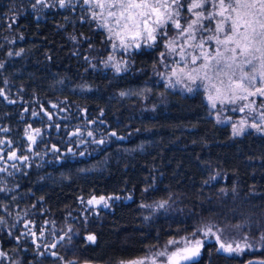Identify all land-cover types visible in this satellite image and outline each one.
Returning <instances> with one entry per match:
<instances>
[{"label": "trees", "instance_id": "obj_1", "mask_svg": "<svg viewBox=\"0 0 264 264\" xmlns=\"http://www.w3.org/2000/svg\"><path fill=\"white\" fill-rule=\"evenodd\" d=\"M66 5L0 0V144L28 157L1 171L0 264H116L205 226L251 247L218 252L211 235L194 264L264 260V132L233 135L201 88L167 84L159 38L117 51L126 71L105 66L107 32L83 1ZM91 196L112 199L80 214ZM42 228L52 247L38 251Z\"/></svg>", "mask_w": 264, "mask_h": 264}, {"label": "snow or ice", "instance_id": "obj_2", "mask_svg": "<svg viewBox=\"0 0 264 264\" xmlns=\"http://www.w3.org/2000/svg\"><path fill=\"white\" fill-rule=\"evenodd\" d=\"M59 3L60 7L67 6L66 0H59ZM83 4L88 6L90 20L107 32L114 51L117 48L125 52L132 48L140 49L141 42L144 46L154 47L158 38L166 41V51L160 53V58L163 62L167 55L174 60V66L170 67L169 85L181 84L189 93L203 88L213 109L219 102L221 107L239 105L229 110L251 114L256 111L255 98L260 97V123L247 124L246 118L241 119L238 125H232V131L233 135H241L246 127H251L264 132V0H83ZM185 11L187 15H184ZM169 27L175 32L172 37L168 36ZM114 59L110 55L104 62L105 66ZM126 64V61H120L111 66L116 73H120L127 70ZM171 77H175V82ZM217 121L220 122L219 114ZM34 131L35 135L28 134L33 143L40 129ZM8 158L28 159L26 156L17 157L15 152H11ZM108 199L112 197L100 196L97 199L93 196L87 204L108 207ZM166 204L167 201H163L156 207L164 208ZM198 232L205 237L215 235L219 242L218 252L243 251L239 243L233 247L231 243L220 242L212 227L205 226L197 228L190 236L167 240L164 247L153 254L120 261L119 264H194L204 246L202 239L190 238ZM95 239L94 235L87 237L89 242H95ZM244 239L245 247H251L247 237ZM261 239L264 240V234Z\"/></svg>", "mask_w": 264, "mask_h": 264}, {"label": "rangeland", "instance_id": "obj_3", "mask_svg": "<svg viewBox=\"0 0 264 264\" xmlns=\"http://www.w3.org/2000/svg\"><path fill=\"white\" fill-rule=\"evenodd\" d=\"M66 1H68V0H66ZM71 1H78V0H71ZM80 1H83V0H80ZM119 50L120 49L117 48L115 50L116 51L115 53L112 52L110 54L111 56H113L115 58L114 61L109 62L110 65L112 63H115V62L124 61V59L122 58L123 56L121 58L117 56V51H119ZM109 56H107L106 60H108V57ZM165 65H168L169 67H165ZM171 66H174V60H173V58L167 57V60L164 61V71L161 72V78L167 84H169L168 81H169V78H170V67ZM171 79L173 80V82H175V77H171ZM185 83H188V82L185 80ZM174 86H176L178 88L180 87V88L184 89L183 85H181V84H175ZM257 86H259V84H257ZM201 89L203 90L204 97H205L207 103L211 107V105H210V103H209V101L207 99V93L204 91L203 88H201ZM255 99H256V105H255L256 111L253 112V113H251V114H249L247 111L244 112V113H240L238 111H231V110H229L230 108H232V107H238L239 105H235V106L229 105V106H226V107H221L220 104H219V102H217V107H216L217 108V111H219L217 113H220L221 114L222 121L229 123L231 130H232V125L233 124H237L238 125V121H240L241 119H245V118H246L247 124H251L253 122L260 123V120H259V112L261 110V98L260 97H256ZM233 116L235 117V119L233 118ZM35 129H39V128L27 129V131H26L27 132V135L28 134L35 135V131H34ZM0 149L3 150V151H0V157H3L2 159H0V169H6L7 170V168L5 166H6L7 162L10 161V159L8 158L9 155H10V153L9 152H5L4 153V151H6L4 145H1L0 144ZM1 173L2 172L0 171V177L2 176ZM92 197L93 196L87 197L86 199L83 200V202L81 201L80 208L78 209L80 214L85 215V211L86 210H87V212L88 211L95 212L97 210V208L104 207L103 204L88 205L87 204V200L90 199V198H92ZM95 197L97 199H99L100 196H95ZM109 200L110 199L107 200V204H109V202H110ZM157 204L158 203L148 204V207L154 208V207H156ZM21 216H23V213L22 212H19L15 216V219H18ZM24 221H26V218H24ZM24 226H26V227H24V230H26V232H24V234H28L27 229H29V226H27L26 224ZM194 231H196V230H193L192 232H194ZM42 232L43 233H40L39 235H37V237L39 239L36 238V235L33 236L34 242H35L34 244H35L36 248L38 249V251H41L43 249L49 250L52 247V241L50 242L47 238H46V240L44 238V232H45V230L43 228H42ZM192 232H189L187 234H182V235H180L178 237H175V238L176 239H179L180 237L190 236V233H192ZM190 238L191 239H202L203 241H205V240H209L211 238V235L205 237L202 232H198L195 237H190ZM216 242H217V240H216ZM220 242H223L225 244L231 243L233 245V247H235V245L237 243H239L243 249H248L249 248V247H245V240H236V241H221L220 240ZM164 245L163 246H160V247H158L156 249L149 250L148 252L144 253L143 255H140V256H137V257H134V258H130V259H126V260H123V261H128V260H132V259H135V258L143 257L145 255L153 254L156 251L161 250L164 247ZM218 248H219V242H217V249ZM221 251H223V250H221ZM0 253L3 254V255H0V259H7L8 258V253L5 250H3V249L0 248ZM230 254H235V253H230ZM68 264H69V262H68ZM72 264H99V263L72 262ZM116 264H119V262L116 263Z\"/></svg>", "mask_w": 264, "mask_h": 264}, {"label": "water", "instance_id": "obj_4", "mask_svg": "<svg viewBox=\"0 0 264 264\" xmlns=\"http://www.w3.org/2000/svg\"><path fill=\"white\" fill-rule=\"evenodd\" d=\"M262 261H264V260H253V259H251V260L246 261V262L243 263V264H249V262H252V263H260V262H262Z\"/></svg>", "mask_w": 264, "mask_h": 264}]
</instances>
